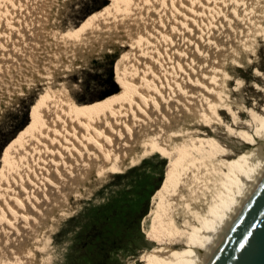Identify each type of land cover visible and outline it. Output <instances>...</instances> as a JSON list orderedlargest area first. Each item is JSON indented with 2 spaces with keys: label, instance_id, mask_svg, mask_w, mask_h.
I'll list each match as a JSON object with an SVG mask.
<instances>
[{
  "label": "bare ground",
  "instance_id": "1",
  "mask_svg": "<svg viewBox=\"0 0 264 264\" xmlns=\"http://www.w3.org/2000/svg\"><path fill=\"white\" fill-rule=\"evenodd\" d=\"M45 1L0 0V81L23 59L2 87L26 76L41 86L30 124L2 153L0 264H48L46 232L73 194L99 170L121 173L159 150L168 162L145 233L157 245L143 264H205L264 174V104L235 99L236 74L264 40V0H116L64 31L55 4L65 0ZM11 33L19 37L7 41ZM116 47L124 90L79 102L66 77L90 53ZM213 125L238 147L220 142Z\"/></svg>",
  "mask_w": 264,
  "mask_h": 264
},
{
  "label": "rangeland",
  "instance_id": "2",
  "mask_svg": "<svg viewBox=\"0 0 264 264\" xmlns=\"http://www.w3.org/2000/svg\"><path fill=\"white\" fill-rule=\"evenodd\" d=\"M115 3L116 0H65L58 5L55 4L57 9H55V16L62 31L67 28H78L107 6ZM44 7L47 6L44 5ZM29 25L30 22L28 26L23 24L22 27L25 26L28 29ZM13 37L19 36L11 33V37H6V40L11 41ZM162 37L164 39L165 35L162 34ZM262 39L261 37V41L258 42L256 61L252 60L251 64L244 69L239 68L241 74H236L241 78L242 85L240 93L235 95L237 101L247 99V105H250L254 98L261 99L259 107L264 104V92L261 90L264 86L262 83L264 40ZM145 40L143 44L146 43ZM26 47L29 45L23 46V50L32 49L29 47L26 50ZM42 47L38 48V51H41ZM156 47L154 43V50ZM119 52L120 48L116 47L111 54L90 53L85 64L66 77L72 85L70 90L73 96L79 102L88 105L101 104L107 98L111 96L113 98L115 94L124 90L115 78L114 61ZM22 60L10 62V66L8 65V68L6 67L3 71L2 82L0 81L2 96L5 97L0 104V171L5 172L8 171L3 167L2 153L5 147L18 138L30 124L33 118L31 105L41 90L38 84L30 85L31 82L28 81L27 76L24 77V86H17L15 83L6 89L2 87L5 86L3 81L6 82L9 79L8 74H14L16 68L21 66ZM15 64L17 67L14 68ZM254 68L259 71L258 76L255 75ZM111 73L115 82L114 86L109 79ZM234 85L235 82L232 81L231 86ZM247 119H249L247 114L242 116L243 121ZM225 120L229 121L230 117L226 115ZM27 121L23 130L18 131ZM213 126L215 136L220 142L232 148L238 147L240 140L230 136L223 125ZM167 162L168 159L163 157L162 151L159 150L142 158L139 163L131 165L124 172L118 173L112 168L99 170L95 180L85 187L81 195L73 194L71 198L73 200L70 201L68 209L60 211L61 213L57 211L56 220L51 222L46 232L50 236L48 264H143L142 257L145 251L157 245L156 241H152L145 234L149 229L151 216H145L146 214L143 216V213L145 211L149 213L152 207L151 194L161 177L164 184Z\"/></svg>",
  "mask_w": 264,
  "mask_h": 264
},
{
  "label": "water",
  "instance_id": "3",
  "mask_svg": "<svg viewBox=\"0 0 264 264\" xmlns=\"http://www.w3.org/2000/svg\"><path fill=\"white\" fill-rule=\"evenodd\" d=\"M205 264H264V174Z\"/></svg>",
  "mask_w": 264,
  "mask_h": 264
},
{
  "label": "trees",
  "instance_id": "4",
  "mask_svg": "<svg viewBox=\"0 0 264 264\" xmlns=\"http://www.w3.org/2000/svg\"><path fill=\"white\" fill-rule=\"evenodd\" d=\"M109 79H110V81L113 83V86L115 85V82H113V76H112V73L110 74V77H109ZM120 93V92H119ZM119 93H117V94H115V95H118ZM114 95V96H115ZM113 96V97H114ZM110 98H112V96L111 97H109V98H107L106 100H108V99H110ZM106 100H104V101H106ZM103 101V102H104ZM102 103V102H101ZM28 123V121L27 122H25L24 124H23V126L22 127H20L19 129H18V131L20 130V129H22L26 124ZM23 130V129H22ZM21 130V131H22ZM17 131V132H18ZM160 181H159V184L157 185V187L154 189V192L151 194V196L152 197H154V195H155V192L158 190V189H160V187H162V180H163V178L161 177L160 179H159ZM162 183V184H161ZM161 185V186H160ZM152 197H151V201H152ZM145 214H147L146 213V211H145V213H143V216L145 215ZM146 216V215H145ZM145 235V234H144ZM152 241H154V240H152Z\"/></svg>",
  "mask_w": 264,
  "mask_h": 264
}]
</instances>
